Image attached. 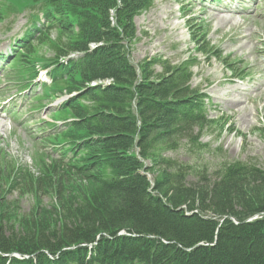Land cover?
<instances>
[{
  "label": "trees",
  "instance_id": "trees-1",
  "mask_svg": "<svg viewBox=\"0 0 264 264\" xmlns=\"http://www.w3.org/2000/svg\"><path fill=\"white\" fill-rule=\"evenodd\" d=\"M24 1L47 23L13 65L30 79L40 50L54 52L51 91L71 96L59 112L71 121L53 138L72 155L51 159L58 177L44 161L34 174L0 164V264H264V217L247 221L264 213V168L226 162L222 148L201 142L196 129L214 121L207 95L191 84L197 58L130 60L134 20L154 0ZM180 151L187 160L167 156ZM7 189L35 199L30 226L9 225Z\"/></svg>",
  "mask_w": 264,
  "mask_h": 264
},
{
  "label": "rangeland",
  "instance_id": "rangeland-1",
  "mask_svg": "<svg viewBox=\"0 0 264 264\" xmlns=\"http://www.w3.org/2000/svg\"><path fill=\"white\" fill-rule=\"evenodd\" d=\"M8 1L0 0V164L8 163L34 174L44 161L51 177H58L60 174L50 159L61 155L64 146H54L47 138L66 123L53 120L54 116L63 117L59 105L65 94L54 97L52 91L47 92L44 85L50 83V77L46 71L26 91L29 79L25 68L10 66L6 55L14 50L15 40L25 33L31 9L24 10V0ZM211 1L154 0L151 9L135 18L139 39L129 48L130 60L138 66L150 58L178 64L196 57L191 84L211 97L209 115L214 121L196 129L201 132L202 142L215 149L221 147L219 154L226 162L257 163L264 168V72L258 69L261 55L254 48L264 50V0H248L251 3L245 9L248 2L233 1L239 7L236 11L225 10L223 5ZM9 3L14 6L8 12ZM223 17H231V22L225 25ZM193 29L202 49L213 52L208 58L197 52L190 34ZM232 34L244 38L234 40ZM38 55L36 65L41 66L43 61L54 57V52L44 48ZM156 70L161 72L159 66ZM233 73L248 78L235 79ZM180 152L179 156L175 153L167 156L187 160L185 153ZM5 193L6 199L12 201L8 205L10 218L16 219L9 225L30 226L31 215L38 209L33 196L8 189ZM49 198L42 199L43 209L51 210Z\"/></svg>",
  "mask_w": 264,
  "mask_h": 264
},
{
  "label": "bare ground",
  "instance_id": "bare-ground-1",
  "mask_svg": "<svg viewBox=\"0 0 264 264\" xmlns=\"http://www.w3.org/2000/svg\"><path fill=\"white\" fill-rule=\"evenodd\" d=\"M224 9L225 10H231V8L229 7H225L224 6ZM248 16H245L244 19L246 20ZM223 22L225 25L229 24L231 22V17H223ZM233 37V34L232 36ZM244 38V36H240V37H237L236 35L233 37L234 40H239V39H242ZM255 49H257L258 53H260V60L258 61V69L262 72H264V50H259L256 46L254 47ZM97 84V83H96ZM67 98L71 97V96H66ZM1 120V119H0ZM1 122V121H0ZM84 192V191H83ZM78 202V201H77ZM17 255H20V254H17Z\"/></svg>",
  "mask_w": 264,
  "mask_h": 264
}]
</instances>
